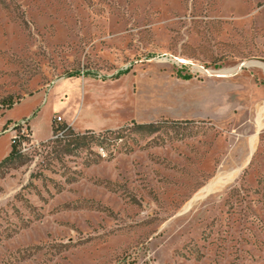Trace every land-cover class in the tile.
Returning <instances> with one entry per match:
<instances>
[{"label": "rangeland", "instance_id": "obj_1", "mask_svg": "<svg viewBox=\"0 0 264 264\" xmlns=\"http://www.w3.org/2000/svg\"><path fill=\"white\" fill-rule=\"evenodd\" d=\"M26 120L0 264H264V0H0V162Z\"/></svg>", "mask_w": 264, "mask_h": 264}, {"label": "trees", "instance_id": "obj_2", "mask_svg": "<svg viewBox=\"0 0 264 264\" xmlns=\"http://www.w3.org/2000/svg\"><path fill=\"white\" fill-rule=\"evenodd\" d=\"M183 78L189 79L192 77V75H179ZM68 127V131L67 133L64 135L63 139H51V142H53L54 144L57 145V147H59V150H71L68 149L70 145H74V146H84L86 143V139H88L91 136H94L93 134H95V132H91V131H87L85 133H81V132H77L75 131L72 127L66 125ZM135 126L137 127H142V126H146V124H136ZM150 126H153L152 124H150ZM16 128L21 131L22 130V125H17ZM53 131L56 132L57 128L53 127ZM55 134V133H54ZM92 134V135H91ZM101 134V133H100ZM20 138L21 140L23 139V135L20 134ZM96 140H99V137L96 138ZM58 150V149H56ZM21 149L19 147V141H13V148L10 151L9 155L6 156L4 158L3 161L0 162V169L7 165L8 163L12 162L15 160V158L17 157L18 154H20Z\"/></svg>", "mask_w": 264, "mask_h": 264}, {"label": "built area", "instance_id": "obj_3", "mask_svg": "<svg viewBox=\"0 0 264 264\" xmlns=\"http://www.w3.org/2000/svg\"><path fill=\"white\" fill-rule=\"evenodd\" d=\"M57 120H62L61 119V117H57ZM20 125H22V129L24 128V126H26L27 125V120L26 121H22L21 123H20ZM18 129H16V133L14 134V138H13V141H19V147H20V149H21V151H24V150H26L27 149V147H28V144L26 143V142H24V141H22L21 140V138H20V134H22L20 131L18 132ZM61 135V133H58V134H56V137H59ZM99 151L101 152V153H104L105 152V150H104V147H100L99 148Z\"/></svg>", "mask_w": 264, "mask_h": 264}, {"label": "bare ground", "instance_id": "obj_4", "mask_svg": "<svg viewBox=\"0 0 264 264\" xmlns=\"http://www.w3.org/2000/svg\"><path fill=\"white\" fill-rule=\"evenodd\" d=\"M250 65H251V63H250ZM232 71H233V69H227L226 68V69L217 70V71H213V72H217V73L219 72V73H221L222 76H226V74H229ZM208 72L210 73L211 71L208 70ZM213 186H214V184H212L211 186H209L208 188H206V192H207V190L208 191L211 190L213 188Z\"/></svg>", "mask_w": 264, "mask_h": 264}, {"label": "water", "instance_id": "obj_5", "mask_svg": "<svg viewBox=\"0 0 264 264\" xmlns=\"http://www.w3.org/2000/svg\"><path fill=\"white\" fill-rule=\"evenodd\" d=\"M244 64L242 63L241 66H243ZM219 75H221L219 72H218Z\"/></svg>", "mask_w": 264, "mask_h": 264}, {"label": "crops", "instance_id": "obj_6", "mask_svg": "<svg viewBox=\"0 0 264 264\" xmlns=\"http://www.w3.org/2000/svg\"><path fill=\"white\" fill-rule=\"evenodd\" d=\"M184 79H186V78H184ZM190 79V78H189ZM34 141H35V139H34ZM35 142H38V141H35Z\"/></svg>", "mask_w": 264, "mask_h": 264}]
</instances>
